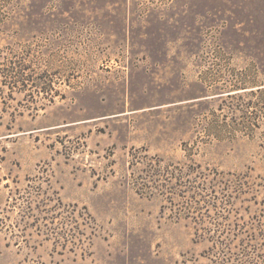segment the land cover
<instances>
[{"label":"rangeland","instance_id":"1","mask_svg":"<svg viewBox=\"0 0 264 264\" xmlns=\"http://www.w3.org/2000/svg\"><path fill=\"white\" fill-rule=\"evenodd\" d=\"M222 177L263 230L264 0H0V264H220Z\"/></svg>","mask_w":264,"mask_h":264},{"label":"trees","instance_id":"2","mask_svg":"<svg viewBox=\"0 0 264 264\" xmlns=\"http://www.w3.org/2000/svg\"><path fill=\"white\" fill-rule=\"evenodd\" d=\"M20 69L24 70L22 66ZM10 72L13 73V71ZM18 74L20 78L23 77L20 72ZM237 125L239 126L238 123ZM221 136L220 132L219 134L210 133L206 135V137L218 141ZM224 179L222 177L220 182L223 185L220 189L223 200L220 205L216 206V213L213 217L206 216L213 222V227L200 229L201 231L197 230L198 237L206 238L213 244V249L216 250L212 256H220V264H264V234H262L264 229L257 233V230L260 229L258 225L251 224L247 228V225L232 228L230 225L224 226L222 223H218L219 221H230L231 213L234 212L233 204L230 202L236 196L246 193L248 189V184L241 179ZM208 202L205 203L208 204ZM259 224L263 226L261 221Z\"/></svg>","mask_w":264,"mask_h":264}]
</instances>
